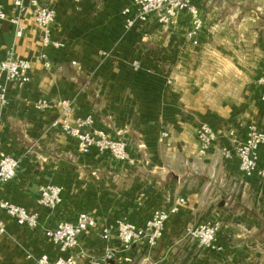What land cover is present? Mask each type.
<instances>
[{"label": "crops", "instance_id": "1", "mask_svg": "<svg viewBox=\"0 0 264 264\" xmlns=\"http://www.w3.org/2000/svg\"><path fill=\"white\" fill-rule=\"evenodd\" d=\"M41 1L56 11L52 37L63 44L58 49L41 46L27 0L22 10L12 0H0L7 16L0 23V59L12 52L30 63L28 83L4 81L8 104L0 138L19 166L0 186V199L39 213V226L31 230L0 210V264H34L28 254L54 260L60 253L44 228L79 211L92 214L98 228L82 234L68 253L77 252V264H89L88 254L100 256L104 250L100 228L114 229L120 219L140 223L179 197L185 203L169 216L154 247L135 244L131 262L110 264H264V183L220 155L223 145L245 138L247 123L264 131L257 83L264 66V0H198L203 27L196 46L185 36L186 13L173 26L152 18L144 27L127 30L120 11L132 0ZM12 17L23 27L20 36ZM158 50L160 56L154 57L152 51ZM43 51L49 69L39 59ZM135 58L144 68H132ZM39 97L73 101L74 115L92 113L93 127L127 141L129 159L119 162L94 148L80 154L76 139L51 127L58 107L32 108ZM200 123L217 135L206 154L198 152L195 137ZM164 130L168 136L159 141ZM257 156L263 166L264 143ZM45 183L63 187V202L54 211L37 203L38 187ZM208 220L220 222L219 249L175 254L176 248L187 250L185 241H193L185 227Z\"/></svg>", "mask_w": 264, "mask_h": 264}, {"label": "built area", "instance_id": "2", "mask_svg": "<svg viewBox=\"0 0 264 264\" xmlns=\"http://www.w3.org/2000/svg\"><path fill=\"white\" fill-rule=\"evenodd\" d=\"M13 5L23 9L25 0H12ZM78 1V0H76ZM198 0H132L125 5L120 14L123 19L124 28L129 30L136 27H144L152 18L164 27L173 26L180 15L186 13L189 16V27L186 37L193 45H198L199 34L203 27V19L197 5ZM34 11V20L41 31V46L43 48H60L63 44L53 39L52 25L55 21V9L43 3L41 0H27ZM7 19L2 5L0 4V23ZM15 25L16 35L20 36L23 27L17 17L9 18ZM39 59L45 69L51 68V61L46 52H41ZM135 70L144 68L143 61L135 58L131 61ZM30 63L26 59L15 58L9 52L0 59V135L3 129L2 110L8 104L7 89L4 81L20 85L30 81L28 70ZM149 73L155 70L146 67ZM168 82H171L168 79ZM262 88L260 100L264 101V66L257 79ZM31 106L37 111H46L58 107L59 114L51 122V127L61 131L67 136L76 139L77 151L84 155L94 148L98 152L108 153L113 159L123 162L129 159L128 143L122 138L111 136L105 129L93 127L94 117L92 113L85 115H74V102L68 99L53 100L47 97H39L31 102ZM234 136V131L229 132ZM167 131H161L159 141L167 138ZM198 144V152L206 154L217 140L214 129L207 123H200L195 132ZM264 143V131L254 122H249L245 127V138L235 140L232 145H223L220 150L222 159L226 162H236L237 167L243 175L249 177L256 174L264 183V165L257 164V151L260 144ZM19 166L17 157L7 153L2 148L0 138V186L10 182L15 176ZM63 202V187L53 183L41 184L38 187L37 203L45 210L54 211ZM185 203L183 197L176 199L175 203L168 209L155 208L140 223L126 219L117 220L114 229L106 227L99 229V236L105 243L104 250L100 256L87 255L89 264H110L112 261L131 262L133 245H141L145 249L154 247L162 237L165 222L171 214L178 211L180 205ZM0 210L10 216L17 225L28 229H36L39 226V213L28 210L21 205L14 204L8 200L0 199ZM98 228L97 219L86 211H79L73 219H60L54 226L43 230L45 237L57 246L59 255L51 260L47 254L39 256L27 255L34 264H77V252L74 251L79 245V238ZM220 229V222L208 220L197 224L187 225L184 229L185 235L204 249H219L216 244V236ZM3 225L0 223V233Z\"/></svg>", "mask_w": 264, "mask_h": 264}, {"label": "rangeland", "instance_id": "3", "mask_svg": "<svg viewBox=\"0 0 264 264\" xmlns=\"http://www.w3.org/2000/svg\"><path fill=\"white\" fill-rule=\"evenodd\" d=\"M91 1H93V2H97L98 0H91ZM122 2H123V0H122ZM97 11H98V8L96 7V9H94L93 10V12H96L97 13ZM155 40L153 39V43H155L154 42ZM160 50H158L157 52H155V51H152V54L154 55V57L155 56H160ZM264 63V62H263ZM184 245L187 247L186 249V251L184 252L183 250H182V248L181 247H179L178 249L176 248L175 249V251H174V253L175 254H180V255H184L185 253H190V254H194V253H196V252H199V251H202L201 249V247L199 248V247H197L196 245H195V242L194 241H185V243H183V247H184Z\"/></svg>", "mask_w": 264, "mask_h": 264}, {"label": "water", "instance_id": "4", "mask_svg": "<svg viewBox=\"0 0 264 264\" xmlns=\"http://www.w3.org/2000/svg\"><path fill=\"white\" fill-rule=\"evenodd\" d=\"M224 200L221 201V204H223Z\"/></svg>", "mask_w": 264, "mask_h": 264}]
</instances>
